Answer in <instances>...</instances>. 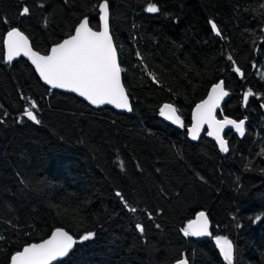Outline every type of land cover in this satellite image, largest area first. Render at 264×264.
I'll list each match as a JSON object with an SVG mask.
<instances>
[{"label":"trees","instance_id":"1","mask_svg":"<svg viewBox=\"0 0 264 264\" xmlns=\"http://www.w3.org/2000/svg\"><path fill=\"white\" fill-rule=\"evenodd\" d=\"M101 2L0 0V264L56 229L77 241L57 264H227L217 236L232 242V264H264V0H107L130 116L4 61L11 28L46 55L85 17L97 31ZM221 81L231 98L218 119L245 120L244 135L225 132L227 152L207 132L187 138L192 110ZM165 104L183 127L160 115ZM200 212L210 236H185Z\"/></svg>","mask_w":264,"mask_h":264},{"label":"snow or ice","instance_id":"2","mask_svg":"<svg viewBox=\"0 0 264 264\" xmlns=\"http://www.w3.org/2000/svg\"><path fill=\"white\" fill-rule=\"evenodd\" d=\"M98 7L101 22L99 31H94L89 26V19L85 17L75 27L74 34L55 44L47 55L33 51L28 37L17 28H11L3 39L6 59L11 62L17 56H27L35 66L40 78L52 88L68 89L78 93L93 105L112 104L116 108L131 111L128 96L121 83V68L117 63V51L109 33L107 0L99 3ZM145 10L149 13H155L158 8L155 4L149 3ZM29 12L30 9L24 6L20 15L24 16ZM209 23L213 31L220 35L217 25L211 21ZM236 71L239 72L240 69L236 68ZM227 95L228 92L224 89L223 81L215 84L207 99L196 105L193 111L194 123L188 129L192 139H196L200 126L207 124L210 129L208 135L216 137L223 152L228 151L227 143L220 135L225 125H231L240 135H244L243 120L237 122L226 117L221 121L215 117V110L219 107L220 101ZM250 95H252L251 91L244 93L245 102ZM31 107L36 108V104L32 102ZM24 115L29 120L39 123L31 110L25 109ZM160 115L171 120L174 124L184 126L177 110L171 104L163 105L160 108ZM116 195L121 196V193L117 192ZM121 199H123L122 196ZM125 206L127 207V204ZM130 210L136 211L134 208ZM256 219L261 218L258 216ZM136 227L140 232H143L144 229L140 224H137ZM181 231L185 236L210 235L205 213H198L196 218L190 220ZM93 237L94 233L87 232L80 237V241L89 240ZM76 243L77 241L68 232L56 229L50 238L41 243L26 245L21 251L13 254L10 258V264H52L53 261L66 257ZM215 243L227 264H232V242L226 237L217 236ZM176 264H188V262L185 259H179Z\"/></svg>","mask_w":264,"mask_h":264},{"label":"water","instance_id":"3","mask_svg":"<svg viewBox=\"0 0 264 264\" xmlns=\"http://www.w3.org/2000/svg\"><path fill=\"white\" fill-rule=\"evenodd\" d=\"M97 10H98V30H97V31H99V30H100V24H101V22H100V18H99V7L97 8ZM79 23H80V22H79ZM74 31H75V29H74ZM74 31H73V34H74ZM94 31H95V30H94ZM109 33H110V28H109ZM6 34H7V33H6ZM6 34H5V36H6ZM73 34H72V35H73ZM110 35H111V34H110ZM5 36H4V37H5ZM66 39H67V38H66ZM61 42H62V41H61ZM29 44H30V46H31L30 41H29ZM113 45H114V43H113ZM31 47H32V46H31ZM52 47H53V46H52ZM52 47H51V48H52ZM51 48L49 49V51L47 52V54L50 53ZM32 49H33V48H32ZM33 51H34V50H33ZM3 53H4V61H5L6 64H10V63H13V62H17V61H19L20 59L23 60V61H25V62H27L28 65L31 67V69L34 71V73H35L36 77L38 78V80L40 81V83H41L44 87H46L47 89H49V90H51V91H53V92L73 96V97L77 98L79 101L83 102L84 104H86L87 106H89L91 109H93V110H95V111H97V110H102V109H109V110H112L113 112H115V113H117V114H121V115H127V116H130V115L132 114V110H131V111H128V110H126V109L116 108V107H115L114 105H112V104L93 105V104H91L89 101H87L84 97H81L78 93H75V92L69 91L68 89L52 88L51 85L45 83V82L40 78L39 73H38V72L36 71V69H35V66L32 64L31 60H30L27 56H24V55L17 56V57H15L11 62H9V61H7V59H6V54H5L4 45H3ZM47 54H46V55H47ZM117 63L119 64V61H118V55H117ZM120 78H121V83H122V85H123L122 70H121V73H120ZM124 89H125V88H124ZM211 89H212V88H211ZM211 89L209 90V92L211 91ZM225 91H226V90H225ZM209 92H208V94H209ZM125 93H126V90H125ZM208 94L206 95L205 99H207ZM126 95H127V93H126ZM127 96H128V95H127ZM230 98H231V95L228 93V95L225 96V97L220 101V105H219V107L215 110V117H216L217 120H220V119H218V115L221 113V110H222V107L224 106V104H225ZM205 99H204V100H205ZM128 100H129V98H128ZM201 102H202V101H201ZM201 102H200V103H201ZM129 104H130V107H131L130 100H129ZM198 104H199V103H198ZM195 108H196V106L194 107V109L192 110V113H191V123H190L189 128H191L192 125H193V123H194V121H193V111L195 110ZM164 118H165V117H164ZM165 119H166V118H165ZM167 120H168V119H167ZM223 120H224V119H221V121H223ZM168 121H171V120H168ZM243 121H244V124H245V120H243ZM176 126L180 127V125H178V124H176ZM189 128H188V129H189ZM188 129H187V138H188V140H189L190 142H192V143L197 142V141L201 138V136L203 135L204 132H207V133H208V132L210 131L208 125H207V124H203V125H201L200 128H199V131H198V133H197V138H196V139H192L191 135L189 134ZM228 129H232V130H234L238 135H240V133H238L234 127H232L231 125H225V127L223 128V131L220 133V135H221L222 138H223L225 132H226ZM211 137H213L214 139H216L215 136H211ZM203 213H205V212H203ZM205 215H206V217H207V214H206V213H205ZM196 216H197V215H196ZM196 216L194 217V219L196 218ZM194 219H193V220H194ZM207 219H208V217H207ZM208 228H209V233H210V222H209V220H208ZM54 231H55V230H54ZM54 231H53V232H54ZM53 232H52V233H53ZM52 233H51V234H52ZM51 234L49 235L48 238H50ZM69 235H70V234H69ZM209 236H210V235L199 236V237H197V236H192V237H193L194 239H196V240H204L205 238H207V237H209ZM48 238H47V239H48ZM73 239H74V238H73ZM45 240H46V239H45ZM74 240H76V239H74ZM41 242H42V241H41ZM41 242H39V243H41ZM76 244H77V243H76ZM76 244L73 246L72 250L69 252V254H68L66 257L60 258V259L57 260V261H53L52 264H57V263H60V262L64 261V260L70 255V253L73 251V249H74V247L76 246ZM22 249H23V248H22ZM184 259H185V258H184ZM185 260H186V259H185ZM187 262H188V261H187ZM8 264H10V260H9V263H8ZM188 264H189V263H188Z\"/></svg>","mask_w":264,"mask_h":264},{"label":"bare ground","instance_id":"4","mask_svg":"<svg viewBox=\"0 0 264 264\" xmlns=\"http://www.w3.org/2000/svg\"><path fill=\"white\" fill-rule=\"evenodd\" d=\"M220 83V82H219ZM167 120V119H166ZM245 125V124H244ZM237 134V133H236Z\"/></svg>","mask_w":264,"mask_h":264},{"label":"rangeland","instance_id":"5","mask_svg":"<svg viewBox=\"0 0 264 264\" xmlns=\"http://www.w3.org/2000/svg\"><path fill=\"white\" fill-rule=\"evenodd\" d=\"M217 140V139H216Z\"/></svg>","mask_w":264,"mask_h":264}]
</instances>
